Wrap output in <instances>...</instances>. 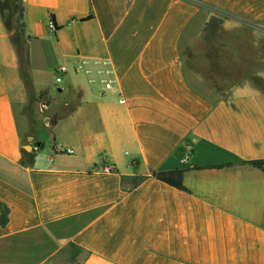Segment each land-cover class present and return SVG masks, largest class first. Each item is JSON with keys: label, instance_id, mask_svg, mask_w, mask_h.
Returning <instances> with one entry per match:
<instances>
[{"label": "crops", "instance_id": "crops-1", "mask_svg": "<svg viewBox=\"0 0 264 264\" xmlns=\"http://www.w3.org/2000/svg\"><path fill=\"white\" fill-rule=\"evenodd\" d=\"M22 4L49 148L0 12V264H264V171L240 164L264 160V90L222 96L184 61L216 15L264 39V0ZM175 169L185 191L151 176Z\"/></svg>", "mask_w": 264, "mask_h": 264}, {"label": "rangeland", "instance_id": "rangeland-1", "mask_svg": "<svg viewBox=\"0 0 264 264\" xmlns=\"http://www.w3.org/2000/svg\"><path fill=\"white\" fill-rule=\"evenodd\" d=\"M3 1L18 4L22 2V0ZM240 32L236 35L224 31L217 35L211 34L213 37H210V34H203L199 44L186 51L184 61L200 86L212 90L220 89L222 96H225L235 84L251 79L263 89L264 83L258 76L260 73L257 69L264 68V39L255 40L247 29ZM219 47L222 48L221 51ZM208 54L211 55L210 58ZM20 77L25 84L28 98L23 113L29 119L30 132L34 133L36 129L38 139L45 144L41 150V155H45L49 148V136L44 126L45 121L42 123L40 111L43 99L34 96L29 70L20 69ZM40 122L42 124L39 125ZM27 142L26 139L25 144Z\"/></svg>", "mask_w": 264, "mask_h": 264}, {"label": "trees", "instance_id": "trees-1", "mask_svg": "<svg viewBox=\"0 0 264 264\" xmlns=\"http://www.w3.org/2000/svg\"><path fill=\"white\" fill-rule=\"evenodd\" d=\"M0 12L2 14V20L6 30L10 35L11 42L16 51L18 58L19 68L21 70H29L30 67V53H29V41L31 37L26 34V24L24 21V6L21 4L13 3L9 1L0 0ZM91 17L82 19L88 20ZM55 25L53 19H50ZM225 17L213 16L207 25L204 27L203 32L205 34H218L224 31L223 24ZM56 28V27H55ZM264 90V87H263ZM56 122L54 121L53 124ZM25 153V150H22ZM24 164V162H23ZM241 165H250L254 168L264 171V160L255 161H241ZM231 163H226L222 165L213 166L214 168H221L226 166H231ZM115 172V171H114ZM113 172V173H114ZM185 169H175L171 171L153 172L152 177L161 181L169 186H172L178 190L185 191L184 186V175ZM146 177H136L133 179L134 186H137ZM7 223V218L3 215L0 216V225H5Z\"/></svg>", "mask_w": 264, "mask_h": 264}, {"label": "built area", "instance_id": "built-area-1", "mask_svg": "<svg viewBox=\"0 0 264 264\" xmlns=\"http://www.w3.org/2000/svg\"><path fill=\"white\" fill-rule=\"evenodd\" d=\"M49 29L51 31H55V25L53 24L52 21H50L49 23ZM66 73V68L64 66H60L56 69L55 71V75H56V84H59L62 82V77L63 75ZM105 88L106 89H113L114 88V85H113V82L112 81H108L105 83ZM122 103H124L125 101H121ZM35 150H38V148L36 147ZM67 154H72L74 151L73 149H66L65 151ZM187 158L184 160L186 161ZM105 171L108 172V173H113L114 172V169L112 168V166L108 165L106 168H105Z\"/></svg>", "mask_w": 264, "mask_h": 264}, {"label": "water", "instance_id": "water-1", "mask_svg": "<svg viewBox=\"0 0 264 264\" xmlns=\"http://www.w3.org/2000/svg\"><path fill=\"white\" fill-rule=\"evenodd\" d=\"M31 141H32L31 138H29V143L24 146V150L29 151V152L32 151V146L30 144Z\"/></svg>", "mask_w": 264, "mask_h": 264}]
</instances>
